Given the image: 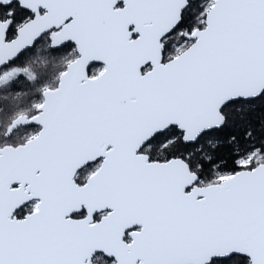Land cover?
<instances>
[{
    "label": "snow or ice",
    "instance_id": "6c2138e0",
    "mask_svg": "<svg viewBox=\"0 0 264 264\" xmlns=\"http://www.w3.org/2000/svg\"><path fill=\"white\" fill-rule=\"evenodd\" d=\"M0 264H264V0H0Z\"/></svg>",
    "mask_w": 264,
    "mask_h": 264
}]
</instances>
